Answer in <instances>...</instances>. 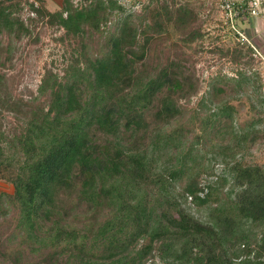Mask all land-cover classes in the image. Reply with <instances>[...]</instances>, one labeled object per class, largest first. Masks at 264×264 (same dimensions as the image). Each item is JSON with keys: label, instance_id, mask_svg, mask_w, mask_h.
Returning a JSON list of instances; mask_svg holds the SVG:
<instances>
[{"label": "trees", "instance_id": "trees-1", "mask_svg": "<svg viewBox=\"0 0 264 264\" xmlns=\"http://www.w3.org/2000/svg\"><path fill=\"white\" fill-rule=\"evenodd\" d=\"M34 1L0 0V40L4 33L28 35L15 17L22 2L74 38L100 32L114 13H124L116 0H63L55 12ZM194 18L166 4L151 10L141 28L124 15L103 53L83 55V66L76 59L18 135L0 126V182L13 190L0 193V215L13 212L20 229V248L1 253L4 260L19 264L24 254L41 253L42 264H264V163L250 153L264 141L260 116L237 130L236 106L217 100L224 90L214 86L216 111L200 122L196 143L217 145L229 178L201 185L204 172L187 166L185 156L177 169H157L160 151L177 149L184 138L182 126L165 128L184 118L179 100L191 79L178 62L150 70V56L163 35L172 45L191 44L194 36L181 34ZM234 50L239 58L253 53L238 42ZM235 77L238 89L247 83L242 70ZM187 197L209 206L204 221L187 211Z\"/></svg>", "mask_w": 264, "mask_h": 264}, {"label": "rangeland", "instance_id": "rangeland-1", "mask_svg": "<svg viewBox=\"0 0 264 264\" xmlns=\"http://www.w3.org/2000/svg\"><path fill=\"white\" fill-rule=\"evenodd\" d=\"M71 1L74 5L79 2ZM116 1L124 9L123 14L114 13L100 32L88 30L84 35L75 38L66 36L62 29L50 27L45 19L30 12L28 5L22 2L21 9L15 13V17L23 20L29 31L28 35L16 39L4 33L0 40L2 63L0 75L3 77L0 85L1 130L10 137L18 135L27 121L28 112L36 106H47L50 86L70 75L76 59L83 66L81 63L83 55L94 58L103 53L107 38L116 34L124 15L130 14L132 21L141 28L148 22L149 12L156 7L166 4L172 12L178 7H184L193 11L195 18L183 27L182 40L194 36L193 42L189 44L180 41L172 45L163 35L155 40L154 51L149 61L150 70H158L169 62H178L182 65L183 76L191 79L190 86L186 87V96L179 100L185 113L184 118L165 128L171 132L182 126L184 138L177 149L160 151L156 157L157 169H177L182 157L185 156L187 166L194 165L198 171L204 172L200 177L201 185L214 183L219 176L229 178L228 169L218 157L217 145L209 141L205 144L196 143L200 134V122L216 111L217 103L212 97V89L217 85L224 90L217 95V100H227L238 110L237 130L238 124L251 123L260 116L259 124L256 126L264 132V57L262 59L253 53L250 57L243 53L240 58L236 55L234 44L240 42L225 24L218 0ZM62 3L63 0L34 1L35 6L43 7L50 12L58 11ZM236 70H242L248 78L247 83L239 89L232 84L236 81ZM222 78L223 83L220 80ZM250 153L254 156V162L264 163V141L257 144ZM183 171L181 180L173 185L176 191L185 183L184 178L189 169L185 168ZM228 187L229 185L219 191L218 196H224ZM12 191L9 184L0 182V193L11 194ZM205 192L206 190L200 197H203ZM208 207L196 206L190 197L186 198L185 208L199 220H205ZM18 248L20 229L16 226L14 213L0 215V264H13L12 260H4L1 253L15 251ZM43 256L41 253L40 256L36 253L33 256L24 254L19 264H42ZM154 261L158 263L159 259L156 258Z\"/></svg>", "mask_w": 264, "mask_h": 264}, {"label": "crops", "instance_id": "crops-1", "mask_svg": "<svg viewBox=\"0 0 264 264\" xmlns=\"http://www.w3.org/2000/svg\"><path fill=\"white\" fill-rule=\"evenodd\" d=\"M254 0H234L237 6L244 10L237 20L238 26L246 37L254 44L264 57V0H257L259 4L249 7ZM255 14H251V10Z\"/></svg>", "mask_w": 264, "mask_h": 264}, {"label": "built area", "instance_id": "built-area-1", "mask_svg": "<svg viewBox=\"0 0 264 264\" xmlns=\"http://www.w3.org/2000/svg\"><path fill=\"white\" fill-rule=\"evenodd\" d=\"M219 8L222 11L225 24L235 33L237 39L241 44L247 45L253 52L254 56L257 55L263 59V55L254 46V44L246 37L243 31L238 27L237 20L241 13L244 12L241 6H237L234 0H218ZM259 4V1L254 0L249 7L255 8ZM251 14H255V10H251Z\"/></svg>", "mask_w": 264, "mask_h": 264}]
</instances>
